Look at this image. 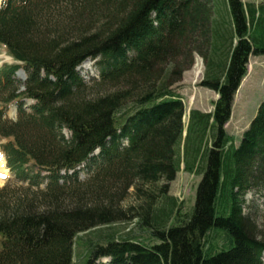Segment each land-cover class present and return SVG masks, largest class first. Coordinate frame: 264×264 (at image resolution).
Returning <instances> with one entry per match:
<instances>
[{"label":"trees","instance_id":"obj_1","mask_svg":"<svg viewBox=\"0 0 264 264\" xmlns=\"http://www.w3.org/2000/svg\"><path fill=\"white\" fill-rule=\"evenodd\" d=\"M0 45L21 63L0 68V93L10 89L0 100L1 151L20 176L30 164L49 172L43 188L0 190V264H264V241L243 209L246 193L264 187V99L238 145L226 129L250 55H264V3L4 0ZM195 52L206 58L201 86L218 99L211 112L191 109L185 125L178 83ZM88 58L100 66L92 94L78 71ZM18 68L28 74L23 91ZM22 98L37 101L33 112L5 118ZM91 160L96 170L78 189H97L65 206L77 173L61 171ZM182 164L201 176L188 211L170 194ZM131 189L135 201L120 206Z\"/></svg>","mask_w":264,"mask_h":264},{"label":"rangeland","instance_id":"obj_2","mask_svg":"<svg viewBox=\"0 0 264 264\" xmlns=\"http://www.w3.org/2000/svg\"><path fill=\"white\" fill-rule=\"evenodd\" d=\"M244 3H255L261 4L264 3V0H242ZM3 2V1H1ZM0 2V7H1ZM220 6L221 13L226 17V19H230L231 15L229 12L228 4ZM65 7V6H64ZM73 7L69 6V11H72ZM62 11H67L65 8ZM60 11V12H62ZM67 15H74L68 12ZM75 16V15H74ZM85 19L87 15L84 16ZM215 17V16H214ZM98 25L104 20L103 16H96L93 19ZM89 21V20H88ZM95 23V24H97ZM93 27V26H92ZM236 43V40H234ZM209 54V53H208ZM184 63L186 60L183 61ZM21 65L19 61H16L13 57H11L5 46L0 45V68L2 65ZM17 64V65H18ZM80 75L83 77L87 85H89V89L85 92L87 94H92L91 92L94 90V82L99 80L100 74V66L98 61L95 59H87L85 60L78 68ZM22 70H19V75L16 74L17 79H21L20 73ZM206 73V58L203 55L195 52L194 53V63L193 65L184 71L182 80L178 83V91L182 95L183 102L186 107V116L184 118L185 125L188 122V113L191 109H199L203 112H211L214 109V103L218 99V94L208 89L204 86H201V81L204 79ZM22 84V83H20ZM20 86V85H19ZM0 93V100H5L6 94L10 89L6 92ZM264 99V55H255L252 54L249 57V61L247 64V72L243 77L241 84L235 94L232 114L229 122L226 125V129L230 135L235 138V144L238 145L242 138L243 133L248 129L252 119L254 118L257 108L261 101ZM29 102V101H28ZM28 111H32L33 104H27ZM13 108L7 110V116L9 118H16V114L14 113ZM65 136L67 138H71V132L67 129L64 130ZM7 142V139L0 136V146L2 147ZM99 155L98 151L95 152V156ZM0 157L3 158V168L0 169V180L2 184L0 185V190L5 187H11V190L17 191L15 188L18 185H22L25 187H29L28 182L31 181V184L34 186L32 189L37 188L36 184L39 183V187H45L49 182V179H46L44 176L48 175L49 172L40 169L39 167L34 166L33 164L29 165L30 171H28V176H20L16 174L10 167H8L7 156L5 152L0 151ZM7 164V167L5 166ZM96 164V163H95ZM95 164L93 161H90L86 164L81 165L78 168V177L77 180H70V184L67 185L69 188L67 194L64 195L62 202L67 207L76 206L81 204L82 200L87 201L91 199V193L93 190L97 189L92 187H83L80 188L81 185L86 184L85 182L89 180V178L94 174L96 170ZM5 166V167H4ZM6 168V169H5ZM6 172H3L5 171ZM34 173H33V172ZM65 171H63L64 173ZM33 175V180H31V176ZM201 180V176L193 173H189L184 170L183 164L181 165V170L177 173L176 178L170 184V194L179 198L180 201H183V210H190L196 200L197 187ZM63 182V179L61 180ZM11 182L18 184L17 186L11 185ZM25 182V183H24ZM68 182V183H69ZM15 187V188H12ZM121 185L117 188H113L111 194L120 195ZM74 189V191H73ZM78 189V190H77ZM13 192L12 195H16V192ZM24 191V190H21ZM77 191V192H76ZM20 192V191H19ZM80 193L85 194V196L79 197ZM90 197V198H89ZM136 199V196L133 193V189L130 190V195L126 197L124 201H122L119 205L122 207H126L127 205L133 203ZM44 201V202H43ZM47 201L41 200L39 201V206L42 204L45 205ZM43 205V206H44ZM42 206V207H43ZM46 206V205H45ZM244 214L247 218L250 219V222L253 223L254 233L255 235L264 241V187H256L249 190L244 196V204H243ZM123 225L120 223H116L110 226H102L100 229L94 230L93 232H97L99 230H103L105 232L111 231L112 228L120 229ZM130 226V225H128ZM126 226V227H128ZM123 229V228H122ZM91 232V233H93ZM83 249L80 247H76V258L78 256H82ZM106 259L105 264H111L109 258ZM262 261L264 263V253L262 255Z\"/></svg>","mask_w":264,"mask_h":264},{"label":"bare ground","instance_id":"obj_3","mask_svg":"<svg viewBox=\"0 0 264 264\" xmlns=\"http://www.w3.org/2000/svg\"><path fill=\"white\" fill-rule=\"evenodd\" d=\"M15 77H16V75H15ZM69 132V131H68ZM0 151H1V148H0ZM3 162H4V160H3V158L2 157H0V169H2L3 168ZM5 167V166H4ZM6 169V168H5ZM0 171H2V170H0ZM3 172H6V170L5 171H3ZM2 184V181L0 180V185Z\"/></svg>","mask_w":264,"mask_h":264}]
</instances>
